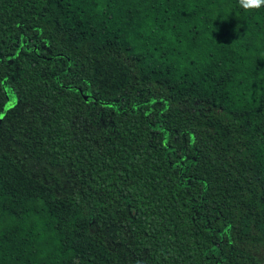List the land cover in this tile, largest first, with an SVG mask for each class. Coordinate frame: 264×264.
Listing matches in <instances>:
<instances>
[{"label":"trees","instance_id":"1","mask_svg":"<svg viewBox=\"0 0 264 264\" xmlns=\"http://www.w3.org/2000/svg\"><path fill=\"white\" fill-rule=\"evenodd\" d=\"M8 107L0 264H264V7L0 0Z\"/></svg>","mask_w":264,"mask_h":264},{"label":"rangeland","instance_id":"2","mask_svg":"<svg viewBox=\"0 0 264 264\" xmlns=\"http://www.w3.org/2000/svg\"><path fill=\"white\" fill-rule=\"evenodd\" d=\"M5 95L10 96L9 101L6 102V106H7L9 103H11V100L13 99L14 96L10 91ZM6 113H8L7 116L6 117L3 116L2 120H1V124H3L4 126H2V125L0 126V140H2L4 142V145L8 143L7 140H13L14 139V136H13L14 129L12 127L17 124V120L19 119V116H20L19 109L17 107L14 109L8 107L5 111V114ZM101 123H103V120H101ZM29 154L34 155V152L30 151ZM25 158H27V157H25ZM26 170L31 175L35 174V175L40 176V173H41V169L39 168V166L31 165V166H29V169H26ZM61 171L63 173H61ZM61 171H57V172L53 171L52 174L50 173L49 181L51 183H54V182L57 183L58 185L56 184V186L58 188H60L61 191L68 192L70 190L69 179L64 176L65 172L62 169H61ZM255 255L257 257H260L261 252L257 251V252H255Z\"/></svg>","mask_w":264,"mask_h":264},{"label":"clouds","instance_id":"3","mask_svg":"<svg viewBox=\"0 0 264 264\" xmlns=\"http://www.w3.org/2000/svg\"><path fill=\"white\" fill-rule=\"evenodd\" d=\"M238 2L240 6L246 11L264 7V0H238Z\"/></svg>","mask_w":264,"mask_h":264}]
</instances>
